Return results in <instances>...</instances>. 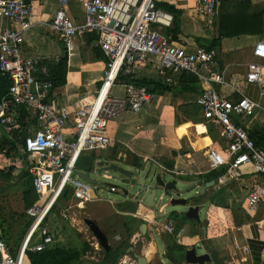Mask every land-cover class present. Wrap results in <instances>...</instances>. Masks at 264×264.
<instances>
[{
    "label": "built area",
    "instance_id": "built-area-1",
    "mask_svg": "<svg viewBox=\"0 0 264 264\" xmlns=\"http://www.w3.org/2000/svg\"><path fill=\"white\" fill-rule=\"evenodd\" d=\"M56 10L46 24L57 34L67 50L74 39L85 33L98 35V46L107 58L100 89L91 102L79 100V106L69 111L66 106L51 102L52 84L49 70L41 69L39 60L22 55L24 33L32 28L33 10L26 0H0V73L9 79L6 94L0 99V161L1 166L17 169L27 166L37 194V204L25 211L31 224L17 253L13 256L0 239V264H23L25 252H41L54 244L48 217L59 204L66 190L76 207L104 202L97 184L90 185L77 177V166L85 152L106 150L112 140L108 123L125 112L141 114L154 100V94L133 82L148 67L155 70L156 80L165 86L175 85L182 74L193 76L203 88L195 104L200 107L208 131L220 134L222 146L206 152L207 172L221 169L220 184L238 181L242 172L250 169V184L245 189V208L254 213L264 206V148L250 136L246 121L254 117L257 105L241 97L231 101L214 86H223V72L214 53L197 48L193 51L178 46L163 31L174 26L172 14L157 7L156 0H55ZM78 7L84 16L75 21L70 9ZM193 9L199 17L212 22L218 18V0H193ZM253 57L264 61V40L256 43ZM263 67L250 63L245 82L258 84L264 94ZM121 77L130 80L124 83ZM110 80L105 95H100ZM122 82L124 97H116L113 90ZM25 112L34 122L33 129H22L18 113ZM72 121V136L66 138L64 130ZM16 130V131H15ZM25 132L24 143H15L14 149L2 138L3 133L19 137ZM182 176V172L167 171ZM103 179L111 180L106 173ZM106 190L117 193V187L106 185ZM106 202V201H105ZM111 203V201H107ZM68 210L60 215L67 219ZM152 233L172 234L171 223L147 219ZM39 238L33 244V239ZM120 241L119 237H115Z\"/></svg>",
    "mask_w": 264,
    "mask_h": 264
},
{
    "label": "crops",
    "instance_id": "crops-1",
    "mask_svg": "<svg viewBox=\"0 0 264 264\" xmlns=\"http://www.w3.org/2000/svg\"><path fill=\"white\" fill-rule=\"evenodd\" d=\"M236 1L249 2L251 5L250 14L264 13V0ZM156 2L157 7L161 10H164L162 5H171L176 10V14H172L174 22L178 25L176 34L173 35L174 26L170 30L163 31V34L170 37L175 44L193 51L197 48L205 50L214 40L217 42L214 47H210V51L214 53L223 72L224 85L214 87L222 96L231 101L245 97L257 105L254 117L246 121L245 125L249 134L254 135L256 143L264 148V94L261 92L260 85L245 82L250 63L262 66L264 74V61L256 59L252 54L256 43L264 40V34L228 39L219 38V14L216 20L207 22L194 11L193 0H156ZM218 2L220 6V0ZM27 4L33 10V18L32 28L24 33L22 55L26 59L39 60L38 80L41 78V69H48L50 77L53 68L61 61L66 62L65 84L57 88L52 86L50 99L54 104L66 106L69 111L74 112L79 106V100L91 102L102 84L107 58L98 46V35L87 32L74 39L71 44L72 48L67 50L62 39L50 31L46 25L56 10L55 0H28ZM70 13L76 22H83L84 16L78 7L73 6ZM93 35L97 37L96 42H90ZM96 48L100 51L101 59L97 58ZM236 54L239 55L238 58L237 56L233 57ZM155 74V70L148 67L141 73L138 80L159 83ZM179 77L175 78L172 90L153 93V102L144 107L141 114L125 112L110 121L107 126L108 135L112 140L109 147L104 151L83 153L79 159L77 170L82 173H94L97 165L120 167L119 163H122L127 168H137L139 172H143L149 167L152 170L155 168V172L180 177L190 186L199 183L204 187L205 184L213 182V185H209L204 193L210 201L207 213L212 212V204L219 195L223 194L226 210L223 214L225 220L221 223L225 222L227 230L223 233L213 230V223L207 214L204 219L206 224L205 226L201 225V228L194 224V230L191 231L187 229V226L180 229L176 226L174 228L175 242L186 250L202 247L204 252H208L211 259L208 264H217V262L219 264H264V206L259 207L254 213H248L245 208V189L251 182L250 175L246 177V173L251 170L245 169L240 180L228 181L224 184L218 182L219 177L216 181L200 178L202 175L212 173L207 172L206 152L212 148H219L223 143L219 133L207 132L208 128L204 123L202 111L195 104L203 87L197 82H191V79L190 81H179ZM121 84L120 81L113 90V95L120 98L124 97ZM20 114L25 116L24 124L21 121L19 124L22 129H33L34 122L31 121L30 116L25 112H19V119ZM72 133V121L70 120L67 122L64 135L66 138H71ZM1 136L4 141L18 142L23 139L25 132L21 133L20 137L16 133L13 135L3 133ZM135 159H138L139 164L134 163ZM1 163L0 161V166ZM7 168L3 164L0 171L8 170ZM24 169L25 166L14 169L15 174L21 173ZM167 171L182 172L183 175L178 176ZM22 182L18 183L17 179H14L13 182H4L0 179V189L3 190L0 192V239L14 254L17 253V249L25 237L22 229L16 230V227L18 228L23 223L22 220L21 222L17 221L19 215L24 211ZM118 190V193L124 196L123 190L119 188ZM69 200L73 201L71 197ZM130 201L124 196L121 205L112 201L111 203L106 202L114 208L113 210H117L118 226L121 229L120 232L114 230L111 238H121V232L126 233L125 226L129 225L130 231L133 233L131 236L137 235L135 239L144 245L143 249L148 242L153 244L154 251L150 258L146 259L147 264H154L156 261L157 264H166L169 260L158 261L159 252L147 223V219L153 217L152 212L141 206L139 202H134L138 206V208H134ZM238 202L239 205H237ZM63 204L64 202L62 204L60 202V207L56 206L59 210L57 213L65 209ZM228 206H232V208H228ZM4 221L6 222L4 223ZM92 221L97 223L109 241L110 236L103 224L94 219ZM55 228L51 230L54 243L70 247L73 243L71 236L66 231L59 234ZM157 236L162 242L165 254L167 234L160 233ZM38 242H40L39 238L35 237L33 244ZM128 252L134 253L132 246ZM140 255L144 256V250ZM128 259L126 258L127 261ZM172 263L177 264L176 261Z\"/></svg>",
    "mask_w": 264,
    "mask_h": 264
},
{
    "label": "trees",
    "instance_id": "trees-1",
    "mask_svg": "<svg viewBox=\"0 0 264 264\" xmlns=\"http://www.w3.org/2000/svg\"><path fill=\"white\" fill-rule=\"evenodd\" d=\"M26 3H28V0H26ZM163 9L170 13L175 15L176 10L171 5H162ZM251 12V5L249 2H242V1H236V0H220V6H219V25H218V33L219 38H235L240 36H246V35H257V34H264V24H263V16L264 13H252ZM176 17V16H175ZM178 25L176 22H174V30L173 35L177 32ZM91 37V36H90ZM167 37V35H165ZM173 37V36H172ZM171 39V38H170ZM97 37L93 35L90 38V42H96ZM173 40V39H172ZM216 41L214 40L210 46L205 48L206 51L210 52V47H214L216 45ZM95 52L97 54V58L101 59L100 51L98 48L95 49ZM65 75H66V62L61 61L55 68L51 70V74L49 77V81L52 83V86L54 88L61 87L65 84ZM191 82H197V80L187 74H182L179 77V81H190ZM121 80L124 83H129L130 80H128L125 77H121ZM198 83V82H197ZM9 80L0 73V99L4 96L6 93L8 87H9ZM133 84L136 87H144L146 88L150 93H155L157 91H170L173 88L169 86H165L162 83H156V82H146L144 80H136L133 82ZM24 114H20V119L22 124L24 121ZM251 138L256 142V139L254 135H250ZM7 143V141H5ZM10 146L14 149L15 143H11L8 141ZM20 144L24 143L23 141L19 142ZM135 164H139L138 159L134 160ZM141 167L140 165H138ZM225 173V170L221 169L216 172L209 173L207 175H202L200 178L204 179H210V180H217L218 177H220L222 174ZM0 179L4 182H13L14 179H17L18 183L22 182V200L24 202V213L23 216H25V219L22 220L24 222L23 225H20L22 228L26 226L25 230L23 231L24 236L31 224V220L26 216L25 211L29 209L30 207L37 204V194L33 188L32 179L29 175L28 168L25 166V169L19 173L15 174V170L13 168H10L8 170L0 171ZM68 197V194H66L62 199H65ZM59 212L58 208L54 206L51 210V213ZM20 216V215H19ZM130 226H125V231L127 233L126 240L122 241L121 243L117 245H110V248L107 252H103V259L101 262L97 264H117L118 261L124 257L128 250L131 248V245L129 244L128 240L133 234L132 231H130ZM176 233V232H175ZM195 233V232H194ZM79 234L75 233V235H71V240L73 243L70 247L61 246L58 244H52L51 246L47 247L44 251L41 252H31L26 251L25 252V258L24 262L27 264H88L85 261V255L88 251H92L89 244L85 241L80 240ZM176 234L173 235H167L166 240V252L165 256L169 257L170 262H175L178 260V258L175 255V251L177 253H182L186 251V249L178 245L175 242ZM20 246V245H19ZM19 248V247H18ZM18 251V249H17ZM10 253L15 256L14 253L10 251ZM176 253V254H177ZM179 264H180V260ZM217 264H219L217 262Z\"/></svg>",
    "mask_w": 264,
    "mask_h": 264
},
{
    "label": "rangeland",
    "instance_id": "rangeland-1",
    "mask_svg": "<svg viewBox=\"0 0 264 264\" xmlns=\"http://www.w3.org/2000/svg\"><path fill=\"white\" fill-rule=\"evenodd\" d=\"M240 40H242V39L240 38ZM219 45H220V43H219ZM236 56H237V58L239 57L238 54L233 55V57H236ZM120 91L122 92L121 89H120ZM119 166L122 169L130 171L133 173V180L135 182L132 184V186L125 184L127 182V179L125 177H123L120 173L109 170V168H110L109 165L107 168L97 167L98 171L96 173H91V179L93 181H95V183L97 184L98 192H99L101 198L103 200H106V202H107V200H110V201L116 203L117 205H121V203L124 201V196L118 192L116 194V193H111V192L107 191L106 185L114 186V187H117L121 190H127L130 192V197H132V196H135V194L139 193V191H140V188H139L140 186H135L134 184H137V185L145 184L143 177H144L145 172H146V170H144L142 175H139V171L137 168H127L122 163H119ZM154 170H155V168L153 169V171ZM104 173H106V175L110 176L111 180L103 179L102 175ZM172 177H173V179H177V182L181 185V190L187 191L189 189L190 184H188L187 182H184L183 179H181L180 177H176V176H171V178ZM218 185H220V184L218 183ZM2 191L3 190L0 189V192H2ZM195 191H199V190H195ZM195 191L191 192V194H190L191 197L194 196ZM222 197H223V194L219 195L218 198L216 197L217 199L212 204L213 205L212 212L210 211L209 213H207V211L209 209V204H210V201H207L204 204V206L201 208V211L199 213L201 220L205 219L207 217V214H208V217L211 219V221L213 223V225H212L213 230L217 231L218 233H223L227 230V228L225 227V222L221 223V221L225 220V218L223 217L224 216L223 214L225 213V210H226V202L224 200V197L223 198ZM234 198H235V196H234ZM69 199H70V197L68 195V197H66L65 201L60 200L61 204H62V202H64L63 205H64L65 209L67 208L69 217H67V219H63L60 217V213L53 211L50 214V216L48 217L49 227L51 230L54 227H56L55 229L58 231L59 234H61L62 231H66V233L69 234L70 236L75 235V233L79 234V236H80L79 238H81L80 240L87 242L89 244L90 248L92 249V251H88L86 253L85 261L88 264H97V263L102 261L103 252L99 248V246L97 245L92 234L86 230L83 221H84V219H91L92 218L96 221H99L101 224H103L104 229L107 231V233L110 236L109 237V245L114 246V245L121 243L120 242L121 240L115 241L114 238L113 239L111 238L114 230L115 231L117 230L116 232L121 231V229L118 226L119 221H118V217H117L118 213L116 212L117 210L116 211L113 210L114 208H112V206H110L106 202H100V203H96V204H88V205H84V207L78 208V207H76L75 201H70ZM138 199L141 200V206L144 207V205H145V194L139 196ZM130 202H131L132 206H134V208H138V206L133 201H130ZM157 203H158V201H157ZM164 205H166L165 213L163 215L157 213L158 207L164 206ZM237 205H239V202ZM118 207H120V206H118ZM228 208H232V206H230V207L228 206ZM174 210L175 211H184L180 208H171L168 205V201L165 200V201L158 203L157 208L152 210V211L155 212V214L157 215L158 221L160 223H162L164 221L165 217H171L170 216L171 212ZM23 213H24V211H22V214L18 217L17 221L21 222V219L22 220L25 219V216H23ZM177 221L180 223L182 222L181 216L177 217ZM5 222L6 221H4V223ZM23 224H24V222L21 225H23ZM25 228H26V226H24L23 228L21 226H19L18 228L16 227V230L19 231L22 229V231H24ZM178 228L180 229V227H178ZM173 234H174V230H173L172 234H167V235H173ZM135 236H137V235H135ZM135 236L134 237L131 236L129 238L128 242L133 247L134 253H136L138 255L143 254L144 249L142 248V246H144V245L142 243H140L139 241H137L135 239ZM120 237H121L120 239H122V241L126 240L127 233L121 232ZM138 237H140V236L138 235ZM152 239H153V242L155 243V246L159 252L160 258H158V261H161V259H162L161 256L164 254L162 242L155 233H153ZM175 240H176V238H175ZM178 240H180V239L178 238ZM165 251H166V249H165ZM174 253L176 255L177 252L175 251ZM201 253L202 252H198V254H201ZM211 256H213V255L211 254ZM125 257L130 258V260H132V254L128 253L124 257H122L118 261L117 264H135L133 260L130 261L128 259V261H127ZM168 259H169V257L167 256L165 259H162V260L167 261ZM169 263H170V261H167L166 264H169ZM154 264H157V261L154 262Z\"/></svg>",
    "mask_w": 264,
    "mask_h": 264
},
{
    "label": "water",
    "instance_id": "water-1",
    "mask_svg": "<svg viewBox=\"0 0 264 264\" xmlns=\"http://www.w3.org/2000/svg\"><path fill=\"white\" fill-rule=\"evenodd\" d=\"M97 167L107 168L103 165ZM109 170L118 172L123 177H125L127 179V182L125 184L127 185L132 186V184L135 182L133 180V173L130 171L121 169L118 166H112L109 168ZM97 171L98 168H95L94 173H96ZM91 173L92 172H77L76 175L84 182L90 185H94L96 183L91 179ZM142 173V171L139 172V175H142ZM143 180L145 181V184L143 185L134 184L135 186H140V191L139 193L135 194V196L130 197V192L127 190H123L124 196L128 200L136 203L139 202V204H141V200L138 199V197L145 194L144 207L151 212H153L152 210L157 208L158 203L167 200L168 205L171 208H180L184 211H172L170 215L171 217H165L163 222L171 223L174 228L176 226L180 228L187 226V228L191 231L194 230V224L199 225L200 223H202L201 225L205 226L206 221L204 219L201 220L199 213L201 211V208L208 201V198L204 193L208 189L209 185H213V182L205 184L204 187H202L199 183H194L189 187L187 191H183L181 190V185L177 182L176 179L171 178L169 174H162L160 172L157 173L153 171L151 167L146 170ZM195 190L199 191L195 192L194 196L191 197V192ZM65 195L66 190L63 191L62 197H64ZM56 206L60 207L59 204H57ZM165 208L166 205L158 207L157 213L163 215L165 213ZM152 214V216H154L158 221L155 212H153ZM178 216H181L182 218L181 223L177 221ZM83 223L86 230L92 234L99 248L102 251L107 252L110 248L108 238L105 233L99 228L97 223H95L91 219H84ZM143 228H145V225H143ZM198 252L202 253L198 254ZM132 254L136 264H147L145 256L135 253ZM176 257L178 258V260H180V264H208L211 262L208 252H204L202 247H193L190 250H186L185 252L177 253ZM161 258L165 259L166 256L163 254ZM178 260L176 261L177 264L179 263ZM169 264L174 263L170 262Z\"/></svg>",
    "mask_w": 264,
    "mask_h": 264
},
{
    "label": "bare ground",
    "instance_id": "bare-ground-1",
    "mask_svg": "<svg viewBox=\"0 0 264 264\" xmlns=\"http://www.w3.org/2000/svg\"><path fill=\"white\" fill-rule=\"evenodd\" d=\"M109 84H110V80H108V81L105 83L103 89L101 90V93H100L101 96L106 94ZM76 209H77V208H76ZM153 251H154L153 244L150 243V242H148V243L145 245V248H144V256L146 257V259H149V258H150V256H151V254L153 253Z\"/></svg>",
    "mask_w": 264,
    "mask_h": 264
},
{
    "label": "flooded vegetation",
    "instance_id": "flooded-vegetation-1",
    "mask_svg": "<svg viewBox=\"0 0 264 264\" xmlns=\"http://www.w3.org/2000/svg\"><path fill=\"white\" fill-rule=\"evenodd\" d=\"M205 221H206V220H205ZM201 224H202V223L199 224V226H198L199 228H201ZM128 253H130V252H128ZM128 253H127V254H128ZM131 254H132V253H131ZM129 260H130V258H129ZM132 260H133L134 263H135V260H134V258H133V254H132ZM132 260H130V261H132ZM135 264H136V263H135Z\"/></svg>",
    "mask_w": 264,
    "mask_h": 264
}]
</instances>
